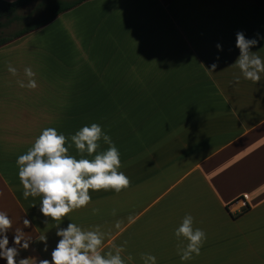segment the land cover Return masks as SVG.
<instances>
[{
	"label": "crops",
	"instance_id": "0c3cea01",
	"mask_svg": "<svg viewBox=\"0 0 264 264\" xmlns=\"http://www.w3.org/2000/svg\"><path fill=\"white\" fill-rule=\"evenodd\" d=\"M237 31L264 34V0H87L1 46L0 211L12 229L26 218V236L49 231L50 254L54 225L41 223L39 198L23 197L16 157L45 127L70 137L95 122L130 185L90 192L69 215L100 227L103 251L122 245L126 264H143V253L181 264L174 231L190 214L207 240L188 264H264V75L235 83ZM252 50L264 57V41ZM66 60H94L95 71ZM26 67L35 89L18 84ZM33 247L21 257L47 258Z\"/></svg>",
	"mask_w": 264,
	"mask_h": 264
},
{
	"label": "clouds",
	"instance_id": "9594fccd",
	"mask_svg": "<svg viewBox=\"0 0 264 264\" xmlns=\"http://www.w3.org/2000/svg\"><path fill=\"white\" fill-rule=\"evenodd\" d=\"M264 34L257 32L251 38L244 31L235 34V48L238 55L231 64L239 70L240 77L258 84L264 75V57L253 51ZM218 52L223 45H215ZM219 56L216 57L218 62ZM212 69L217 63L212 64ZM8 71L17 74L11 65ZM27 83L18 81L21 88L35 89L37 82L31 67L24 69ZM101 141L107 145L101 148ZM74 149V153L70 150ZM17 178L23 188V197L39 198L38 211L44 225L53 224L58 238L50 254L48 232L38 237L26 236L25 230L31 221L24 219V229H12V220L5 211H0V260L5 264H126L121 253L122 245L114 251H103L105 233L100 227L84 229L72 222L70 213L85 208L92 200L90 192L113 191L120 193L130 185V178L122 171L121 153L112 138L99 123L85 124L70 137L58 131L55 126L43 128L31 146L16 157ZM68 221L66 227L63 226ZM51 230V229H50ZM11 234V243H10ZM174 235L180 242L178 255L181 264H188L201 254L207 240V233L194 227V217L186 214L175 229ZM43 244L42 251L47 258L36 255L21 257L22 251H36L33 245ZM131 259V257H129ZM143 264H157L156 256L141 254Z\"/></svg>",
	"mask_w": 264,
	"mask_h": 264
},
{
	"label": "trees",
	"instance_id": "16d2710c",
	"mask_svg": "<svg viewBox=\"0 0 264 264\" xmlns=\"http://www.w3.org/2000/svg\"><path fill=\"white\" fill-rule=\"evenodd\" d=\"M87 0H0V47L54 20Z\"/></svg>",
	"mask_w": 264,
	"mask_h": 264
},
{
	"label": "rangeland",
	"instance_id": "374dc122",
	"mask_svg": "<svg viewBox=\"0 0 264 264\" xmlns=\"http://www.w3.org/2000/svg\"><path fill=\"white\" fill-rule=\"evenodd\" d=\"M100 60L103 61L104 59H99L98 61ZM72 61L77 63L78 67L80 68V70H82L83 74L86 73V71L89 69L95 71L93 65H90V63H92V61L94 60H66V64H70V62Z\"/></svg>",
	"mask_w": 264,
	"mask_h": 264
}]
</instances>
